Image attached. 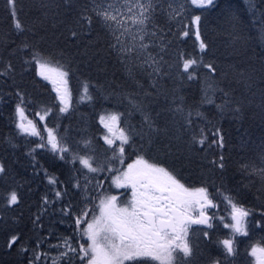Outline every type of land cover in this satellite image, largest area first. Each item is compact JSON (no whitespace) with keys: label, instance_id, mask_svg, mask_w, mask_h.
I'll return each instance as SVG.
<instances>
[{"label":"trees","instance_id":"16d2710c","mask_svg":"<svg viewBox=\"0 0 264 264\" xmlns=\"http://www.w3.org/2000/svg\"><path fill=\"white\" fill-rule=\"evenodd\" d=\"M168 1L156 0L157 9L144 40L149 45L145 57H154L160 72L154 73L152 67H140L136 62L131 65L130 75L129 66L110 49L111 38L95 17L92 0H17L16 16L22 30L15 28L7 0H0V165L5 169L0 173V264H29V260L34 261L38 242L52 227L57 226V234L66 233L58 221L52 222L43 213L45 197L54 211L52 216H60L72 229L75 219L63 210L71 206L76 215L81 214V207L88 204L86 197L97 196V182L104 181V190L109 185L111 175L106 167L98 173L90 174L85 169L78 172L82 166L78 160L73 165L72 153L94 156V167L112 156L111 151H105L108 146L101 139L106 133L99 123L101 113H124L120 127L126 123L140 131L143 118L124 98L127 93L136 94L135 99L146 106L156 125L167 128V135L152 134V143L147 136L142 139L134 135L133 146H127L125 162L143 155L150 163L166 166L186 186L206 187L210 198L216 197L218 208L226 205L224 196L231 195L239 205L251 210L249 221L254 226L247 239L252 246H264V176L258 171L264 168V0H215L207 10L196 9L189 0L186 15L174 19L169 18ZM82 15L92 16L90 26L80 19ZM193 15L202 17L201 38L208 45L204 52L199 49L195 26L190 25ZM186 24L190 25L189 34L183 36ZM35 52L59 62L68 71L71 102L66 113H59L54 85L38 75L32 61ZM182 57L211 63L215 72L199 64L193 66L196 78L189 80L183 73ZM9 64L11 70L3 74ZM85 81L90 85L91 101L80 100ZM207 83H213L216 89L207 93L211 103L205 98ZM17 93L24 97L27 117L40 127L36 112L43 114L49 106L56 105L55 114H49L45 123L48 127L59 125L58 134L72 147L66 160L51 150L35 148L39 139L17 129ZM178 107L182 113L175 111ZM194 134L197 138L203 136L205 143L193 146L190 141ZM85 140L91 141L87 149L79 143ZM221 156L223 169L218 167ZM119 163V159L115 160L113 167ZM85 173L91 182L87 192L83 191ZM49 177L57 183H49ZM77 180L80 189L73 187ZM13 190L18 201L9 205L8 196ZM56 191L64 195L58 198ZM199 228L193 227L194 236L191 235L198 245L191 261L210 264L218 256L212 245L217 232L208 229L209 241L201 236ZM12 235L19 239L9 247ZM243 241L235 242L237 252L224 264H253V257L246 251L252 246ZM242 252L246 261L240 257Z\"/></svg>","mask_w":264,"mask_h":264},{"label":"snow or ice","instance_id":"6c2138e0","mask_svg":"<svg viewBox=\"0 0 264 264\" xmlns=\"http://www.w3.org/2000/svg\"><path fill=\"white\" fill-rule=\"evenodd\" d=\"M16 3L17 0H7V4L12 10L15 28L22 30V24L16 16ZM188 3L189 0H184L179 8L169 5V18L174 19L186 15L185 9ZM92 4L95 17L111 38L110 49L117 53L122 63L129 66V74L132 75L131 65L136 62L140 67L147 64L152 67L154 73H159V62L150 54L145 57L149 45L144 43L145 37L148 35L149 22L157 9L156 0H107V2L106 0H92ZM190 5L196 9L207 10L215 5V0H190ZM80 19L86 20L89 26L93 22L90 15H82ZM201 19L200 15H193L190 25L195 26L199 49L204 52L208 45L201 38ZM190 25H184L186 30L182 32L183 36L189 34L187 29ZM155 34V32L152 33L153 36ZM72 36L76 37L77 32L73 31ZM262 38H264V31H262ZM24 47H28V45L25 44ZM182 59L183 73L187 74L189 80L196 78L193 66L199 64H202L210 72H215V67L211 63H203L202 60L194 58L182 57ZM32 61L37 66L38 75L54 85L56 98L59 101V113H66L71 102L68 71H65L64 66L59 62L53 66L52 62L39 52L33 54ZM8 70H11L10 64L3 74H7ZM89 88V83L85 81L81 90V101L93 99ZM209 90H216L213 83H207L205 86V98L207 102L211 103L212 101L207 99ZM17 95L20 97V102L17 103L15 112L16 127L19 131L29 136L40 137L41 142L35 145L36 148H50L53 153L59 154L60 159L66 160L67 154L72 153V147L66 142L65 137L58 134L59 125L48 127L45 123L49 114H55L56 105L49 106L43 114L39 111L36 112L39 121L44 123L43 131L47 133L45 139L37 128V124L26 116L23 95L20 93ZM135 95L127 93L124 98L132 109L140 112L143 118L139 132L129 128L126 123L125 127H120L124 120V113L111 112L107 115L101 113L99 123L106 129V133L101 139L108 146L105 151H111L112 156L107 157L94 167L93 165L97 163L94 156L72 153L73 165L75 166V162L78 160L82 166L77 170L78 172L87 169L88 173H98L105 171L106 167L107 173L112 176V185L116 189L130 190V198L124 200V193L105 194L104 181H98L96 186L98 203L96 202L97 197L87 196L86 200L91 206L76 215L75 218L76 234L80 238L79 241L74 246L75 237L63 238L62 244L57 247H63L65 250L59 253L54 264L65 259L68 264H189L194 249L198 247L191 240L192 232L195 231L193 225L204 226L199 231L204 239H210L208 229L214 228V221L217 217L215 214L209 213L211 209L218 208V204L215 202V196L210 198L206 187L186 186L174 170L158 163H150L143 155H138L132 163L127 164L126 169L113 167V163L117 159L121 165L124 164L127 146H133L134 135H141L142 139L147 136L149 143L153 142L152 134L167 135V128H160L156 125L152 115L146 110V106L136 100ZM225 95L228 94L225 93ZM218 107L223 108L222 105ZM175 111L182 113L183 109L178 107ZM187 124L190 126L191 120H188ZM79 143H83L85 149L91 146L90 140ZM190 143L193 146L203 145L205 138L203 136L197 138L194 134ZM213 143L216 141L214 140ZM222 145L223 139L221 138L220 146ZM212 163L216 164L217 161ZM218 167L224 168L223 156L219 159ZM4 171L3 165H0V173ZM258 171L261 176H264V168ZM112 173L116 174L112 175ZM49 183L55 184L57 181L49 177ZM90 183L87 180V173H85L83 191L89 190ZM73 187L80 189V181L77 180ZM217 192L219 193L220 189H217ZM62 195L64 193L60 191L55 192V196L58 198ZM17 201V193L13 190L9 194L7 202L12 205ZM224 201L231 208V222L223 223L225 220L223 216L219 217V220L223 223L224 228L230 229V237L220 240L219 243L223 246L226 256L231 257L237 252L235 237L249 235L247 218L250 216L251 210L239 205L231 195H225ZM44 202L48 203L47 197ZM63 211L66 215L72 214L71 206L66 207ZM257 226H261L260 221H257ZM18 239L17 235H12L8 240L9 247L14 245ZM40 255L37 254L36 260L40 259ZM249 255L255 258V264H264V246L253 245ZM29 264H33V261L29 260ZM212 264H224V261L215 259Z\"/></svg>","mask_w":264,"mask_h":264},{"label":"rangeland","instance_id":"374dc122","mask_svg":"<svg viewBox=\"0 0 264 264\" xmlns=\"http://www.w3.org/2000/svg\"><path fill=\"white\" fill-rule=\"evenodd\" d=\"M183 1L184 0H169L168 3H169V5H172L173 7H177L178 8V7H180L183 4ZM106 2H107V0H106ZM246 2H249V0H246ZM52 64H53V66L56 65L55 62H52ZM15 117H16V115H15ZM28 119H31V118H28ZM16 122H17V117H16ZM40 125H41V127L37 126V128L42 132L43 136L46 139L47 133L43 131L44 123H40ZM35 137L39 139V142L37 141V144L40 143L41 142L40 137L33 136V138H35ZM45 150H50V148H45ZM136 158L137 157H135V158H133V159H131L129 161L126 160V162H124L123 165H121V163H119L117 168H125L126 169L127 164L132 163ZM85 170H87V169H85ZM115 174L116 173H112V175H115ZM197 187H200V186H195V187H192V188H197ZM111 193H116V195L124 193V195H123V199L124 200H128L130 198V190L116 189L115 186L112 185V176L110 177L109 185L108 186L106 185V189H105V194H111ZM94 197H97V196H94ZM96 202L98 203V197L96 199ZM90 206L91 205L88 203V204H86V206L81 207V213L86 208H88ZM49 208H50V201L48 200V203L46 204V206L43 207V213L46 216H48L52 222H57L58 221L60 223L59 227L63 228L64 232H66V233L65 234H57V229H56L57 226L56 227H52L50 229L49 233L46 234L45 237L38 242L37 247H36V249L34 250V253H33V255H34L33 264H35V262H41L42 264H54V261L59 256V253L61 251L65 250L63 247H57V245H61L62 244L63 238H65V237H75V240L73 241L74 246H75L76 242L79 241V239H80L79 236L76 234L75 221H73L71 223L72 224V229H70L71 225L68 224L67 222L65 223L62 220H60V216H54L53 217L52 215H54V211H53V209H49ZM97 214H98V209H97ZM209 214H215V216L217 217L216 221H214V229L217 232V236L213 239L214 242H213L212 245L214 247L215 254L218 253V256H215L213 258V260L220 259L222 261H225V263H226L228 261V259H226V258H228V256H226V254L224 252V249H223V246L219 243V241L222 240V239L230 237V229L224 228L223 227V223H230L231 222V219H230V217H231V208L226 206V205H224V206H222V208L211 209ZM72 216H73L74 219L76 218V212L74 210H72ZM221 216L225 217V220H224L223 223H221L220 220H219V217H221ZM247 220H248V232H249L248 236H250L251 228L254 225L251 224V222L249 221V217L247 218ZM193 227H195V228L196 227H200L199 229L204 228V226H197V225H193ZM67 232H70V233H67ZM193 233H194V231L192 232V236H194ZM240 239L244 240L243 241L244 244L252 246L251 240L247 239V236H236L235 237V242L236 241L239 242ZM208 240L210 241L212 239H208ZM250 250L251 249L246 250V251L250 252ZM37 254H41L39 260H36ZM193 256H194V253H193ZM193 256L190 258L189 264H192L191 260H192ZM240 257H242L244 259V261H246L245 260V256H243V252H242V254H240ZM212 261L210 262V264H212ZM244 261H241V262H244ZM252 262H253V264H255V258L254 257H253ZM235 263L236 262L234 261L233 264H235ZM56 264H68V261L66 259L65 260H60V261H57Z\"/></svg>","mask_w":264,"mask_h":264},{"label":"bare ground","instance_id":"6f19581e","mask_svg":"<svg viewBox=\"0 0 264 264\" xmlns=\"http://www.w3.org/2000/svg\"><path fill=\"white\" fill-rule=\"evenodd\" d=\"M249 5V4H248ZM228 262V261H227Z\"/></svg>","mask_w":264,"mask_h":264}]
</instances>
